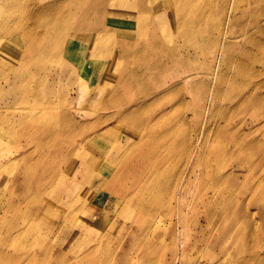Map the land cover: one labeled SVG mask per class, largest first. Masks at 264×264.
I'll list each match as a JSON object with an SVG mask.
<instances>
[{
    "label": "rangeland",
    "instance_id": "rangeland-1",
    "mask_svg": "<svg viewBox=\"0 0 264 264\" xmlns=\"http://www.w3.org/2000/svg\"><path fill=\"white\" fill-rule=\"evenodd\" d=\"M12 1L32 2V0ZM35 1L39 6L64 1L63 7L57 10V14H60L59 23L67 26V34L60 38L55 33L52 40L54 41L52 57L45 56V68L40 70V78L52 90L51 94L45 96L51 97L55 112H61L67 107L65 106L66 102L64 104L65 99L70 101L77 96L83 97L89 94L87 86L94 79L91 76L93 68L87 64L107 66L108 70L118 72L119 76L127 78L132 83L125 94L129 98L135 99L138 104L137 99L148 97L146 89L155 88L159 83H163L167 88L177 86L181 89H177V96L174 93H167L157 101V104H163L166 100L172 99L174 95L176 97L172 100L174 103L179 101V97L186 96V104L173 107L168 117L156 121L157 131L160 132L165 126L170 129L175 149L167 151L156 141L150 144L152 146L146 143L137 149L145 154V160L150 163L160 161L164 164V160L167 158V176L171 181L180 172L181 166L189 157L193 134H199L197 142L199 149L194 162L199 159L195 171L200 175V181L195 185V177L192 175L185 199L181 200L183 201L185 221H183L182 227L177 226L175 235L179 232L184 235L178 236L177 244L180 257L176 259V264H239L243 260H250L249 252L257 242L252 241L249 236L261 230L264 231V64L260 63L258 59V61L256 60L259 58L258 52L262 48L263 54L261 53V55L264 56V0ZM121 5L139 7V11L143 12L141 15L144 16L141 18V15L136 13H117L116 10ZM105 8H110L113 15L102 12ZM64 10L68 18L64 16ZM52 14L42 15L37 30H30L31 25L29 24L23 34L15 35L10 39V44L0 50V104L2 105L3 102L12 103L16 109L2 118L3 124H14L17 120V112L30 104L24 103L19 97L21 87L15 86L13 83L5 85L3 77L9 73V78L13 80V75L7 71L8 68L18 65V61L25 54V49L30 48L35 51L39 45L41 46L39 34L45 33L51 22L54 21L50 19ZM116 20L132 23L138 28L141 26L144 29V34L141 35L136 30L134 36H124L122 43H117L111 39V33L105 35L106 31L102 29L105 24ZM22 23H26L25 17H23ZM80 23L84 25L83 33L87 36L86 49L93 50L97 44H109L112 45L113 53L119 56L116 59H108L97 51L96 61L85 59L83 63L86 64L79 69L72 67L70 70L72 75L68 68V77H63V68L66 67L65 64H68L64 59L70 39L68 37ZM190 30L196 31L197 35L191 37L188 34ZM219 35L218 46L215 48L214 40L216 41ZM152 37H155L157 41L151 40ZM162 39L169 40L162 45L159 42ZM171 44L177 47L180 54H185V57H189L196 64L185 69L177 64L168 63L166 64L167 71L163 73L164 78L156 70L145 75L142 81L139 78H132L135 72L132 68L138 66L142 58H145L146 63H165L170 56L167 52V45ZM216 50L217 52H215ZM187 54L189 56H186ZM209 62L217 64L214 76L205 74L209 68L212 69V64ZM116 64H122V66ZM191 67L194 68L191 69ZM217 70L221 78L216 77L215 82H220V87H217L219 88L217 92H213L210 87L214 88L211 82L212 78L216 76ZM185 71L187 74L197 75L192 81L186 83L181 77ZM50 75L53 79L58 76H62V79L58 83H53ZM37 81L38 78L37 80L33 79L32 84L36 85ZM101 81L107 83L105 79ZM113 82L118 83V79ZM193 83L195 84L191 85ZM163 92H167V90ZM89 95L99 96L93 93ZM203 97L206 98L204 103ZM85 108L87 114L84 111L78 112L80 123L85 120L88 122L102 121L109 117H112L110 121L114 120L113 115L117 110V107L104 109L102 104L85 106ZM124 108H119V111L122 112ZM148 110H152L154 114L157 108L152 109L148 105H139L138 113H135L142 116ZM146 114L149 115V113ZM41 121L43 127L51 126L53 113L43 114ZM123 128L120 126L114 132L108 131L103 134V137L93 145V155L98 157L107 148H112L111 152L114 153L117 143H124L127 139L126 132L137 133V135H133L134 139L128 150H132L136 146L139 136H147L142 131L144 130L142 127L128 130ZM43 131L44 129L39 127L38 132L42 133ZM30 132L37 133V129L25 131L20 136L13 135L11 139L0 143V158L18 154L12 156L10 163L4 164L2 169L0 168V245L4 244L2 247H6L9 253L15 254L21 259L35 251L33 247L35 238H41L43 232L49 227H56L53 234L39 245L37 262H28L27 264H140L141 262H138L140 251L135 252L137 248L134 245V240L139 233L143 235V230L139 228L131 205L117 192L109 193L101 185H98L99 179L94 181V185H89V188L84 187L89 182L84 177L85 173L81 174L85 168L82 163H77L74 166L73 177L81 186L73 192L72 208L68 216H63L62 212L54 210L52 215L47 217L36 213L32 206L25 205L19 206L14 212L5 213V209L10 203L31 197L24 190L23 180L26 175L22 179L21 174L22 171L24 174L26 173L28 165V173L35 177L40 176L42 169L46 166L49 167L47 179L55 169L61 178L66 179L72 174L68 168L69 163L63 162L62 157L54 151V144L48 145L44 151V157L40 162L45 165H37V162H34L37 155L32 153L35 149L33 145L35 141L34 138L29 137ZM219 132L241 140V145L230 146L227 138L218 137ZM184 136L186 141L182 142ZM50 142L52 143V141ZM253 143H257L258 146L253 148L246 146ZM152 147L155 148L154 154H147L146 151H151ZM121 153L123 156L120 162L113 163L115 160L113 155L110 157L109 164L107 161L104 166L106 169L115 168V174H110L109 180L114 179L116 174L126 169L124 162L131 165L136 160L132 154L126 159L125 149L120 150L119 155ZM26 154H30V158L20 161V158ZM260 158L262 161L258 164ZM192 161L193 159L187 164L186 174ZM227 173L231 174V180L219 187L220 195L216 207L228 206L232 212L229 217L221 216L226 223H229L228 240L223 241L222 246H200L198 252V250H194V238L185 239V233L189 236L186 227L191 229L195 223L191 225V222L198 213L196 211L201 208L199 201L194 198L197 193L199 195L211 194L209 188L214 184L213 175ZM80 175L82 177L79 178ZM235 179L239 183V188L230 186L232 183L237 185ZM127 180L129 182L130 178ZM216 183L218 182L216 181ZM126 184L125 186H127ZM164 189L165 185L162 184L161 190ZM125 190L127 191V187L121 189V192H125ZM161 196L163 200L167 197L165 193H162ZM238 203L241 204L245 214L242 220H236L234 215L235 211L239 209ZM198 218L200 221L203 220V216ZM166 220L167 217L163 223V231L166 230L164 238L168 241L174 230ZM31 221L33 224L29 231H22L21 234L24 232L23 236L17 235L18 230L29 225ZM205 223L202 221V224L205 225ZM17 240V247H12ZM94 245L99 247L95 249ZM50 248L54 253L48 250ZM90 248L94 251H91ZM160 249L153 255L151 262L146 261L142 264H164L170 261V250L166 251L164 248L162 251L163 248ZM87 250H90L89 254H87ZM208 253H211L212 257L213 253L216 256L211 258ZM134 255L137 258H132L131 263L119 259V257L125 258ZM58 256L61 261L54 260V257ZM259 256L264 259V250H260ZM18 261L12 264H17Z\"/></svg>",
    "mask_w": 264,
    "mask_h": 264
},
{
    "label": "bare ground",
    "instance_id": "bare-ground-1",
    "mask_svg": "<svg viewBox=\"0 0 264 264\" xmlns=\"http://www.w3.org/2000/svg\"><path fill=\"white\" fill-rule=\"evenodd\" d=\"M35 0L32 2H13L12 0H0V50L2 47H6L10 44V39L14 38L15 35L23 34L28 25H31V29H36L40 21V17L45 14H52L50 19L54 21L51 22L48 30L42 35L39 34L40 43L35 51H32L30 48L24 50V56L18 61V65H12L8 68L7 71H10L13 75V80H11L7 73L3 79L5 80V85L14 84L15 86L21 87L19 97L23 100L24 103H30L27 107L21 108L17 112V120L14 124H3L2 118L8 116L13 110H16L12 103L8 104L3 102L0 106V143L4 140L11 139L13 135L20 136L25 131L37 129L36 132H30L29 137L34 138L35 143L33 144L35 149L32 151L33 154L37 155V159L34 162H37V165L42 164L40 161L44 157V151L47 146L54 144V151L57 152L62 161H67L69 163V170L72 172L71 177L61 178L57 170H54V173L47 179V174L49 167H44L40 176H33L28 173V167H26V173L22 171V179L24 183V190L28 192L31 197L25 198L23 200H16L15 203H10L5 209V213L9 211H15L19 206H32L36 213H41L49 217L52 215L54 210L62 212L63 216H68L72 208V200L74 196V191L76 188H79L81 185L77 183V179L73 177L74 166L77 163H82L84 165L85 173L84 177L88 180L89 184H85L84 187H88L93 184L96 179H99V184L103 189L109 193H115L129 203L132 207V212L135 214L136 221L139 225L140 230H143V235H137L134 240V245H136L137 251L139 253L140 264L144 262H151L153 255L158 253L163 248L162 251L170 250V261L165 262L164 264H176V259L179 256L178 254V236L184 235L182 232H179L175 235L177 226L182 227L184 220V210H183V201L187 193V186L191 182L192 175L195 177V185L199 183L200 175L196 173L195 168L198 166V160L195 157L199 149L197 142L199 140L198 133H194L192 137L193 144L189 149V157L184 162L180 168V172L175 175L174 179L171 181L167 176L168 173V162L167 158L164 160V164L160 161H155L150 163L145 160V154L137 150L142 144L149 146L153 141H156L158 145H162V148L167 151H173L175 146L172 144L173 139L170 134V129L165 126L160 132L156 129V121L168 117L171 113V110L175 106H182L187 103L186 96L179 97V101L176 103L172 102L175 95L177 96V89L181 87L172 86L165 87L163 83H159L155 88H147L145 91L146 96H144L139 101V104L135 102V99H131L126 96V92L130 88L132 82L128 81L127 78L121 77L118 75V72L108 70L107 66L101 64H87L93 68L91 76L94 81L87 86V91L89 94H98L99 96L85 95L83 97H75L70 101L67 99L64 100L67 106L61 112H55L53 110V102L50 96H45L51 94L52 90L47 87L44 81L40 78V70L45 68L46 58L45 56H51L54 48V35L57 34V37H62L64 34H67V26L59 23L60 14H57V10L62 8L64 1L53 2L49 5L39 6ZM122 14H131L136 13L137 15L143 14L139 11V7H129L121 5L117 10ZM107 15H113V11L110 8H105L102 10ZM63 14L66 18L67 14L65 10ZM83 16V15H82ZM144 15H141V18ZM25 17V22L22 23V19ZM139 18V19H141ZM83 20V19H82ZM57 29H60L57 31ZM105 30V35L111 33V39H114L117 43H122V40L127 36H134L137 30L141 35L144 34V29L139 26V28L132 23H123L120 20L115 22H109L102 27ZM84 25L82 23L78 24L74 29L72 34L68 37L69 41L67 44V49L64 54V59L68 64H65L66 67L63 68V77H68V68L69 72L71 68H80L84 64L83 60L88 59L90 61H96L98 57L97 51L101 56H105L108 59L118 58V54L113 53L112 45L109 44H97L96 48L93 50L86 49L87 36L83 33ZM57 31V32H56ZM188 34L191 37L197 35V32L194 30L188 31ZM96 36V35H92ZM125 36V37H124ZM156 40L155 37H152L151 40ZM220 35L217 36L215 42V48L218 46ZM169 39L159 40L160 44H164ZM157 41V40H156ZM53 45V47H52ZM264 45V44H263ZM177 47L173 44L167 45V52L169 53V58L165 63H146L145 58H142L138 66H134L132 69L135 71L132 75V78L142 79L145 75L150 74L152 71H158L160 76H164L163 73L167 71L166 64H177L183 68H189L190 65H195L196 63L189 57H185V54H180L177 51ZM220 48L218 49L219 52ZM263 48L259 50V58H256L260 63L264 64V56L261 55ZM217 52V50L215 51ZM221 53V52H220ZM263 54V53H262ZM228 55V54H227ZM186 56H189L188 54ZM224 60V58H223ZM226 60V57H225ZM257 60V61H258ZM145 62V63H144ZM77 63V64H74ZM216 63V62H215ZM149 64V65H144ZM212 64V62H209ZM117 66H122V64H116ZM144 65V66H143ZM217 65V64H216ZM216 65L212 64V69L209 68L208 71H205V74L214 76ZM211 67V66H210ZM122 68V67H120ZM194 67H191V69ZM211 71V72H210ZM182 79L186 83L192 81L197 74H187L182 73ZM72 75V73H71ZM51 76V75H50ZM216 77H220L218 70L216 71V76L212 78L211 85H214V88L211 86L213 92H217L220 87V82H215ZM37 84H32V80H37ZM53 83H58L61 81L62 76H58L53 79ZM221 78V77H220ZM107 80V83L101 80ZM118 79V83L113 81ZM195 83L191 84L194 85ZM217 88V89H215ZM167 92H163L166 91ZM167 93H174V97L170 100H166L163 104H157V101L160 98H163ZM106 96V97H104ZM151 98L149 101L148 99ZM176 98V97H175ZM178 100V99H177ZM203 103L206 102V98H202ZM73 104H71V103ZM201 103V102H200ZM99 105L102 104L104 109H115L113 118L114 120L108 118L102 121H82L80 123V118H78V112L84 111L87 114V109L85 106L90 105ZM139 105H148L152 109L157 108L156 112L148 110L143 115L136 114L138 113ZM29 107V108H28ZM125 107L122 112L119 111V108ZM241 107L239 106V109ZM46 113H53V124L51 126L43 127V122L41 121V116ZM146 113H149L147 115ZM80 124V126H79ZM124 127V130L133 129L142 127L146 137L139 136L136 141V146L132 150H128V147L131 145V142L134 139L131 132H126L127 139L124 143H117L116 151L111 152L112 148H107L101 155L98 157L93 155V145L103 137V134H106L108 131L114 132L116 128ZM40 128H43L42 133L38 132ZM114 128V129H113ZM219 138H227L230 146L241 145L242 141L237 140L236 138L225 135L224 132H219ZM192 135V136H193ZM52 141V143L50 142ZM186 141L185 136L182 139V142ZM31 143V142H30ZM32 144V143H31ZM247 147L253 148L257 147V143L251 145H246ZM44 148V149H43ZM125 149L127 155H133L136 160L133 161L131 165L124 162L125 170L121 171L119 174H116V177L112 180L110 179V174H115L114 169H106V163L110 162V157L115 156L113 163H118L121 161L123 154L119 155L120 150ZM155 148L152 147L151 151H146L147 154H154ZM80 153V154H79ZM18 154H10L5 158H0V168L2 169L4 164L11 162L12 156H17ZM30 158V154L23 155L20 158V161H26ZM193 159L189 171L185 173L187 169V164L190 160ZM262 158L258 160L260 164ZM32 162V163H34ZM167 164V165H166ZM45 164H42L44 166ZM88 169H87V168ZM119 170V169H118ZM132 170V172H130ZM4 172V171H3ZM118 172V171H117ZM116 172V173H117ZM82 175L79 176L82 177ZM231 174H214L212 187L209 190L211 194H196L194 199H197L200 203V209L196 212V217L193 218L191 225H194L188 228L189 236L185 233V239L188 240L190 237L194 238V250H198L200 246H222L223 241L228 240L227 235L230 231L229 223H226L224 218L221 216L227 215L228 217L232 215V212L228 206L216 207L217 199L220 195L219 187L228 180H231ZM237 177V176H236ZM128 178L130 181L128 182ZM237 185L232 183L230 184L233 188H239V183L235 179ZM216 181L218 183H216ZM20 182V181H16ZM76 182L77 184H75ZM125 183H127L125 186ZM162 184L165 185V189L161 190ZM84 185V184H83ZM127 187V191L121 192V189ZM49 189V191H46ZM242 190V189H239ZM165 193L167 195L166 199L163 200L161 194ZM24 194V192H23ZM183 200V201H181ZM118 204V203H115ZM239 209L234 213L236 220H242L245 216L244 210H242L241 204L238 203ZM95 206V205H93ZM91 206V207H93ZM191 210H194L190 208ZM203 216V220H199L198 217ZM167 217V222L174 230L170 234V240L166 241L164 238L163 223ZM198 218V219H197ZM206 222L205 225L202 224ZM33 224V221L29 225H25L18 230V234H21L22 231H29L30 226ZM204 225V226H203ZM56 227H49V229L43 232L42 237L35 238L33 241V247L35 251L32 252L27 257H22L21 259L16 257L15 254L8 252L6 247H2L4 244L0 245V264H12L20 259L17 264H27L28 262H37L38 259V249L49 236L53 234V231ZM205 231H207L205 233ZM24 232L21 234L23 236ZM111 235V232L109 231ZM141 237V238H140ZM252 241L257 243L251 248L249 252L250 260H243L239 264H264L263 257H260V250H264V231L261 230L258 233H253L249 236ZM226 243V242H225ZM18 240L12 245L16 248ZM100 244V242H99ZM99 246L94 245V248L97 249ZM141 247V248H140ZM160 249V250H159ZM183 249V248H182ZM51 253H54L53 249H48ZM94 251V249H91ZM90 250H87V254L90 253ZM136 250V249H135ZM183 252V250H181ZM183 255V253H182ZM181 255V256H182ZM208 256L214 258L216 255L213 253H208ZM183 257V256H182ZM132 258L136 259L137 257L127 256L125 258L119 257L122 261L126 263H131ZM61 261L60 256L54 257ZM242 258L240 257V260ZM257 260V261H256ZM121 261V262H122ZM256 261V262H255ZM136 264V263H134ZM236 264V263H235Z\"/></svg>",
    "mask_w": 264,
    "mask_h": 264
}]
</instances>
